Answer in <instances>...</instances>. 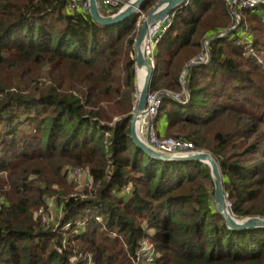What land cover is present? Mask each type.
<instances>
[{
  "label": "trees",
  "instance_id": "1",
  "mask_svg": "<svg viewBox=\"0 0 264 264\" xmlns=\"http://www.w3.org/2000/svg\"><path fill=\"white\" fill-rule=\"evenodd\" d=\"M69 3L0 0V264H264V227L228 226L208 164L158 159L131 138L141 13L104 25ZM238 14L227 32V0L171 11L150 90L183 93L209 41L189 100L165 95L158 128L215 157L236 217H264V4ZM77 168L92 182L67 197ZM55 195L62 217L43 224Z\"/></svg>",
  "mask_w": 264,
  "mask_h": 264
},
{
  "label": "water",
  "instance_id": "2",
  "mask_svg": "<svg viewBox=\"0 0 264 264\" xmlns=\"http://www.w3.org/2000/svg\"><path fill=\"white\" fill-rule=\"evenodd\" d=\"M146 0H129L127 3L116 13L105 15L101 11V5L99 0H89V13L92 17L104 24V25H115L126 18L132 16L134 13H142L141 6ZM185 0H160L147 14L144 15L143 22L136 40V67H137V82L139 90V98L137 101V107L133 112L131 120V138L133 142L143 149L149 155L162 160L169 161H190L199 160L208 164L211 168L212 176L215 184V203L218 211L222 213L227 221L228 226L231 229L244 230L249 228H259L264 227V217L261 216H248L245 218H238L230 210L228 204L227 194L224 189V179L218 161L215 157L206 150H197L189 155H176L172 153H167L159 151L151 147L145 141H143L137 133V120L139 115L145 110L147 104L148 94L150 92V86L152 82V77L154 73V67L150 60L147 58L144 52V45L147 36L149 35L150 27L157 21L163 20V18L170 14L176 7L183 4ZM207 42V49H208ZM199 62L193 61L190 63L185 72L183 84L184 88L187 90L186 85V75L188 69L191 65L198 64ZM146 67L147 73L142 86H139V69Z\"/></svg>",
  "mask_w": 264,
  "mask_h": 264
},
{
  "label": "built area",
  "instance_id": "3",
  "mask_svg": "<svg viewBox=\"0 0 264 264\" xmlns=\"http://www.w3.org/2000/svg\"><path fill=\"white\" fill-rule=\"evenodd\" d=\"M127 1L129 0H99V3L102 7L112 10L119 7L121 9L127 3ZM227 2L230 7L231 14L235 18H239L238 8H255L260 4H264V0H227ZM69 8L72 10H89V0H70ZM144 15L145 13L142 11L141 17L144 18ZM171 25L172 17L170 14H168L163 18L158 29L145 42L144 52L153 66H155L154 53L156 45L159 42L161 34L168 28H170ZM207 42L205 51L200 57H198V60L196 62L201 63L209 61L210 54L209 46L207 49ZM165 95H170L179 102H182L181 98L183 96L186 97L185 102L189 100V94L185 88L183 89V93H175L169 90H150L147 98L146 108L138 117L137 133L143 141H145L156 150L176 155H189L197 151L194 150L195 145L193 142L170 136H163L162 134H160L157 124V118L160 106ZM135 96L138 101L139 91ZM136 107L137 104L134 110L136 109ZM73 172L74 174H77L79 173V169H75ZM228 204L229 207H231V203L228 202ZM139 255L147 256V260H153V246L147 239L144 240V244L139 251Z\"/></svg>",
  "mask_w": 264,
  "mask_h": 264
},
{
  "label": "rangeland",
  "instance_id": "4",
  "mask_svg": "<svg viewBox=\"0 0 264 264\" xmlns=\"http://www.w3.org/2000/svg\"><path fill=\"white\" fill-rule=\"evenodd\" d=\"M234 20V25L227 31H231V30H234L238 27L239 25V22H240V18H233ZM142 25V24H141ZM141 28V27H140ZM226 34V33H225ZM205 47H206V44H205ZM142 72H145L144 68L141 70L140 72V77H141V80H142ZM185 72V71H184ZM139 77V76H138ZM139 81V80H138ZM139 86H140V81H139ZM139 91V90H138ZM183 95V94H182ZM162 121H160L159 124H161ZM207 151V150H206ZM209 152V151H208ZM79 169V168H77ZM74 170H72V173L70 174V177H71V181L73 182V184L76 186V188H74L73 191H71L69 194H67V197L70 195V196H75V197H78V196H81V197H86L87 194L84 193V190L86 188H88L90 185V183L92 182L91 181V177L89 176V171L88 169H79V173L77 174H74L73 172ZM57 187V186H56ZM60 189V188H59ZM2 199V198H1ZM57 196H53L49 199V207H48V214L44 215V212L43 210H39L38 211V215H42V222L43 224H54L55 226L58 225L59 223V220L61 219L62 217V208L57 206ZM2 201V200H1ZM0 201V202H1ZM67 226H70L69 224ZM152 245V244H151ZM88 264H91V263H88Z\"/></svg>",
  "mask_w": 264,
  "mask_h": 264
},
{
  "label": "bare ground",
  "instance_id": "5",
  "mask_svg": "<svg viewBox=\"0 0 264 264\" xmlns=\"http://www.w3.org/2000/svg\"><path fill=\"white\" fill-rule=\"evenodd\" d=\"M162 20L160 21H157L155 24H153L150 29H149V35L147 36L145 42L151 37V35L158 29L160 23H161ZM144 68L145 72H142V80H141V77H140V72L141 70ZM141 69H139V81H140V86H142L144 80H145V77H146V73H147V69L146 67H143ZM137 124H138V120H137ZM137 124H136V128H137Z\"/></svg>",
  "mask_w": 264,
  "mask_h": 264
},
{
  "label": "crops",
  "instance_id": "6",
  "mask_svg": "<svg viewBox=\"0 0 264 264\" xmlns=\"http://www.w3.org/2000/svg\"><path fill=\"white\" fill-rule=\"evenodd\" d=\"M104 10H105V8H104ZM107 10V9H106ZM164 128H165V121H162V123L161 124H159V130H160V132H164Z\"/></svg>",
  "mask_w": 264,
  "mask_h": 264
}]
</instances>
